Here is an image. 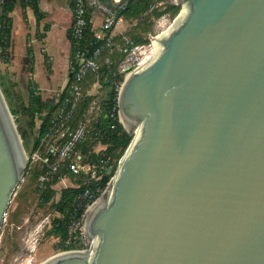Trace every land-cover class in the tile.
Here are the masks:
<instances>
[{
	"label": "water",
	"instance_id": "water-1",
	"mask_svg": "<svg viewBox=\"0 0 264 264\" xmlns=\"http://www.w3.org/2000/svg\"><path fill=\"white\" fill-rule=\"evenodd\" d=\"M174 3L119 91L132 138L88 212L89 249L43 264H264V0ZM26 161L0 90V235Z\"/></svg>",
	"mask_w": 264,
	"mask_h": 264
},
{
	"label": "rangeland",
	"instance_id": "rangeland-1",
	"mask_svg": "<svg viewBox=\"0 0 264 264\" xmlns=\"http://www.w3.org/2000/svg\"><path fill=\"white\" fill-rule=\"evenodd\" d=\"M171 3H174V0H152V4L149 6L148 10L140 18L135 20L126 19L124 22L126 36L132 37L133 39H145L147 42L142 45H150V36L160 34L167 29L176 17H174L171 12H166L167 6ZM119 43L120 39L115 42V45ZM19 46L20 40L16 37L12 49L15 57L19 55ZM47 48L50 52L51 48L48 46ZM1 53L2 51L0 50V90L5 92V101L7 100L6 103L9 104L8 108L16 112V116L13 117V120L17 131L19 127L27 137V145L29 148L28 151H25V154L26 157H28L38 129V122H35V126L33 127L30 125V118L25 111L29 102V87L27 80L28 77L31 76L28 74L27 65L24 64L22 67L17 68L14 62L12 63V61L9 60V57L4 59ZM7 53L9 54V49ZM40 55L41 57L39 53L37 54L36 50L37 75H40L39 59L41 58V61L44 63L41 71L42 81H45V79L48 81L55 72V70H53V59L55 58L57 70H61L65 63V57L64 55L61 56L60 53L56 56L53 55L55 56L53 57L51 54H48V52L42 51ZM119 60L120 57L117 56L116 61ZM46 64H48L49 68L45 67ZM63 73L62 79L58 83V88L53 91L46 88L43 90V94H40L46 106L58 102L59 95L62 92L60 88L67 82L69 72L64 70ZM33 77L34 74L31 78ZM35 84L38 92L42 93L38 83ZM83 93L84 95L90 96L89 105H94L96 107L95 112L87 116L88 126H91L102 112V105L108 97L109 88L99 82L97 77L90 76L85 82ZM104 149L105 146L99 143L93 144L91 151H87V153H84L82 149V161L84 163L93 162L89 160L91 152L100 155L103 154ZM43 152L44 150L39 152V155H42ZM34 157L35 156H33V158ZM33 158H31L30 161L27 159L25 163L24 176L12 196L5 216L0 235V264H41L54 257L59 252L57 249V245L59 244L58 237L49 234L52 219L60 216V214L55 211V203L59 199L60 191L66 187H70L68 184L69 181L75 185L80 179L72 177L68 173H64L62 178L59 179L58 177H54L40 188L38 186V179L44 173L41 171L38 177L35 176L34 172L40 170V165L39 160ZM50 191H53V193H50ZM75 230H78L79 233L69 237L68 240H66V244L73 243L75 246L74 250L76 251L88 250L91 242L88 235L85 233L82 222L80 225H72L70 227V233H74Z\"/></svg>",
	"mask_w": 264,
	"mask_h": 264
},
{
	"label": "built area",
	"instance_id": "built-area-1",
	"mask_svg": "<svg viewBox=\"0 0 264 264\" xmlns=\"http://www.w3.org/2000/svg\"><path fill=\"white\" fill-rule=\"evenodd\" d=\"M124 4L122 2L118 7L110 8L105 6L102 0H74L73 24L70 36L74 43L75 52L73 63L70 66L72 79L69 93L58 111L57 119L59 122L55 123L45 136V154L39 155L37 153L33 155L39 162H42L44 170V174L38 179L40 188L54 177L62 178L64 173L80 179V186L83 188L76 194L72 209L74 213H78L82 207L84 210L81 217L73 221V225H80L83 222L88 208L99 199L105 190L100 188L92 189L90 187L91 184H95L103 173H110L112 170V167L109 166L111 162L109 155H103L98 161L87 163H84L81 158L79 145L86 138L87 116L95 112L96 107L94 105L88 106L74 128L70 129L67 126L68 121L76 110L77 104L84 96L83 81L89 75L97 77L99 82L106 80L107 76L112 72V56L114 51L117 50L120 53L122 52L123 58L116 68L118 79L112 83L115 91L119 94L124 80L131 72L143 64L145 56L152 48L151 44L135 45L128 37L122 40L123 49L115 48L111 32L116 23L121 21L118 10L124 8ZM91 10H100L104 14L102 23L97 29H91L90 27L89 12ZM103 65L105 69L102 68ZM109 115L113 120L117 119L119 121L118 104L111 108ZM68 184L70 187H79V184L73 185L70 181Z\"/></svg>",
	"mask_w": 264,
	"mask_h": 264
},
{
	"label": "trees",
	"instance_id": "trees-1",
	"mask_svg": "<svg viewBox=\"0 0 264 264\" xmlns=\"http://www.w3.org/2000/svg\"><path fill=\"white\" fill-rule=\"evenodd\" d=\"M20 6L22 10L26 8H30L36 16V21L39 22L43 17L42 13L38 7V0H19ZM152 4V0H126L124 4V8L118 10V15L125 18V19H138L142 15L146 13L149 6ZM13 4L7 3L2 5L0 11V50L2 51L1 55L4 59L9 57L7 50L10 44V34H11V27H12V20L9 17V13L13 10ZM180 10V6L171 3L167 6L166 12H171L175 17ZM135 45H142L147 41L145 39H133L132 37L127 36ZM120 39V43L115 45V48H124L122 38ZM74 43L71 40V52H70V63H73V56H74ZM28 58H29V68L28 72L31 74L33 72L32 64H33V53L31 49L27 50ZM120 57V60L123 58L122 52H118L117 50L114 51L112 56V64H111V73L107 76L106 80H101V83L109 88V94L107 99H105L102 105V112L94 121L91 126L87 128V134L85 140L79 145L80 151L83 149L84 153L87 151H91V147L93 144L99 143L102 146H105L103 154L96 155L91 152L89 156V160L98 161L103 155H109L111 157L110 165L112 170L110 173H103L100 179L95 183L91 184V188H100L104 190L107 183L109 182L110 178L112 177L117 162L120 157L123 155L125 149L127 148L128 144L131 140V135L127 133V131L122 127L121 123L115 119L113 120L110 115L109 111L113 106L117 104L118 99V92L115 91L113 81L118 79V75L116 72L117 65L119 61H116V57ZM105 69L104 65L102 67ZM113 73H115L113 75ZM72 79V75L68 78V84L64 87L62 92L59 95V100L56 104L46 106L45 101H43L40 93L37 90V86L34 80L30 77L28 79V87H29V102L28 107L25 109L27 116L30 118V125L33 127L35 126V122H38V129L36 137L34 138V144L32 149L30 150V154H28V161L32 158L34 154L39 152H44L42 155L45 154V136L53 127V125L59 120L57 119L58 111L61 109L63 99L68 96L69 93V86ZM2 94L5 97V92L2 90ZM7 102V100H6ZM90 102V96L84 95L80 102L77 104L76 110L74 111L71 119L68 121L67 126L72 129L76 126L77 122L80 121L83 114L86 112L87 107ZM8 104V103H7ZM9 107V104H8ZM10 113L13 117L16 116V112L13 109H10ZM16 122V120H15ZM113 126V128H111ZM18 133L22 140V145L25 151H28V142L26 135L19 129ZM105 153V154H104ZM40 154V153H39ZM81 152V158H82ZM40 170L35 171V176L44 172L42 167V162H39ZM81 181L79 180L77 184L79 187H66L60 191V196L58 201L55 203V211L60 214L59 217H54L51 221V227L49 229V234L55 237H58L59 244L57 245V249L59 252L61 251H68L74 250L75 246L73 243L66 244V240L72 235H77L79 233L78 230H75L74 233H70V227L73 225L74 220H78L83 213V207L78 211V213H74L72 209V204L74 203V198L76 194H78L81 189L83 188L80 186ZM46 185V184H45ZM47 187V186H46ZM53 193V191H50Z\"/></svg>",
	"mask_w": 264,
	"mask_h": 264
},
{
	"label": "crops",
	"instance_id": "crops-1",
	"mask_svg": "<svg viewBox=\"0 0 264 264\" xmlns=\"http://www.w3.org/2000/svg\"><path fill=\"white\" fill-rule=\"evenodd\" d=\"M112 3L117 4L118 6L126 0H110ZM103 2V1H102ZM12 3V2H7ZM5 3V4H7ZM13 10L8 14L12 20L11 34H10V44H9V60L14 62L17 68L22 67V65H27V71L29 68V58L27 54V50L31 49L33 53V73L28 74L32 77L34 74V82L38 83L43 94V90L46 88L51 89L52 91L59 87L58 83L61 81V77L63 76V71H68V78L70 76V52H71V28L73 24V11H74V0H38V7L43 17L39 22L36 21V16L30 8H26L22 10L19 0H16V3H12ZM117 6V7H118ZM113 8L111 6H108ZM90 16V27L91 29H97L100 27L103 20V12L100 10H91L89 12ZM121 17V16H120ZM125 18L121 17V21L116 23V25L112 28L111 36L113 41L116 42L119 38H125L126 30L124 27ZM20 40V46L18 49V57L13 55V43L15 38ZM51 48V51H48V48ZM43 50H42V49ZM36 50L37 54L40 52H48V54L57 55L61 54L65 57L64 66L61 70H57L55 65V58L53 59L55 72L51 75L48 81H42V66L43 61L41 58L39 59L40 63V75H37L36 69ZM53 52V53H52ZM53 56V57H55ZM25 60V61H24ZM46 68H49L48 64L45 65ZM66 68V69H65ZM48 70V69H47ZM57 70V72H56ZM94 76V75H89ZM86 79L83 81V87L85 85ZM30 77H28L29 79ZM67 82L61 86L60 89H64V87L68 84ZM28 82V80H27ZM46 93V92H45Z\"/></svg>",
	"mask_w": 264,
	"mask_h": 264
},
{
	"label": "bare ground",
	"instance_id": "bare-ground-1",
	"mask_svg": "<svg viewBox=\"0 0 264 264\" xmlns=\"http://www.w3.org/2000/svg\"><path fill=\"white\" fill-rule=\"evenodd\" d=\"M168 29V28H167ZM166 30V29H165ZM164 30V31H165ZM152 53H153V48H151L149 51H148V53H147V55L145 56V58H144V62L143 63H145V62H147V60H149L150 59V57H151V55H152ZM119 117H120V119H121V121H122V118H121V115H119ZM122 123H123V121H122ZM105 194V193H104ZM104 195H102L92 206H90L89 208H88V210L86 211V213H85V215H84V218H83V225H84V230H85V233L87 234V227H86V218H87V215H88V212L90 211V209L97 203V202H99V200L103 197ZM56 256V255H55ZM44 263V262H43ZM43 263H41V264H43Z\"/></svg>",
	"mask_w": 264,
	"mask_h": 264
}]
</instances>
